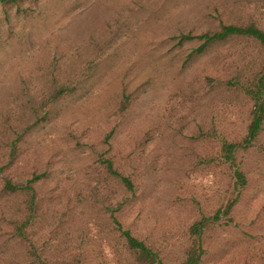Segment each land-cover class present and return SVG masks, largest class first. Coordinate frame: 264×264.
I'll list each match as a JSON object with an SVG mask.
<instances>
[{"label": "rangeland", "instance_id": "obj_1", "mask_svg": "<svg viewBox=\"0 0 264 264\" xmlns=\"http://www.w3.org/2000/svg\"><path fill=\"white\" fill-rule=\"evenodd\" d=\"M225 25L264 32V0H0V190L31 181L35 200L18 240L31 192L0 191V264H142L122 231L181 264L216 214L198 264H264V118L234 167L222 154L264 91V46L186 40Z\"/></svg>", "mask_w": 264, "mask_h": 264}, {"label": "trees", "instance_id": "obj_2", "mask_svg": "<svg viewBox=\"0 0 264 264\" xmlns=\"http://www.w3.org/2000/svg\"><path fill=\"white\" fill-rule=\"evenodd\" d=\"M234 35H238V36L243 35V36L251 37L264 46V32L256 29L253 26L236 27L232 25H225L222 26L219 31L214 32L211 35L204 34V35H199L197 37L188 36L186 37V40H192V39L201 40L200 46L196 48L197 51H199L205 45H209L213 42L220 41ZM184 39H185L184 37H181L179 40L181 42ZM262 79L263 78H260L258 80L259 85L255 86L253 92L252 91L250 92L251 98L253 100V105H252L253 108L244 140L240 144L224 143L222 145L223 159L225 160V162L229 164L230 167L235 166L234 155L236 150L242 147L243 144L246 147L249 146L256 139L258 132L260 130V126L264 118V100H263L264 91L261 89ZM103 164L105 170L109 175L118 178L126 189L132 190V185L130 181L127 178L121 176L113 169L111 161L103 160ZM233 175L236 185L242 186L245 184L244 175L238 169L233 170ZM30 182L31 181H29V183ZM27 184L25 186H21L19 184H12L10 181L5 180L0 190L1 192L7 194H14V193L27 194L28 192H31V194H29L28 196L27 204L25 205V214H23L22 217L16 218L12 221V224L14 225L13 230L16 232L15 238L18 240L27 239L25 235V227L28 221L30 220L31 214L35 210V200L32 194L33 190ZM230 206L231 204L228 205L227 207L228 210ZM227 209L225 210V213L228 212ZM218 220H219V215L216 214L213 215L212 218L202 217L198 221L190 225L189 233L190 236L192 237V246L187 251L186 257L184 258L181 264L199 263L200 257L202 255V249L200 246L202 231L205 228H207L210 223L214 224ZM121 235L123 236L127 248L137 255V257L139 258L142 264H162L160 260L157 259L156 255L148 247H146L142 242L132 237L128 231H122Z\"/></svg>", "mask_w": 264, "mask_h": 264}]
</instances>
